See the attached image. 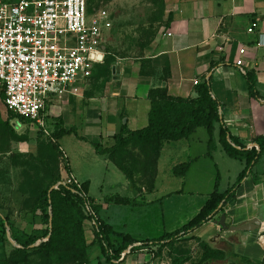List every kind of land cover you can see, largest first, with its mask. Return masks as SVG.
<instances>
[{
	"label": "crops",
	"instance_id": "obj_1",
	"mask_svg": "<svg viewBox=\"0 0 264 264\" xmlns=\"http://www.w3.org/2000/svg\"><path fill=\"white\" fill-rule=\"evenodd\" d=\"M165 5V28L148 46L145 57L118 59L112 66L111 79L104 81L99 87L89 85L91 78L80 85L78 95L54 97L53 100L58 99V102L52 106L53 117H60L62 126L66 130L80 124L82 135L78 133V138L81 141L91 145L101 143L105 148H109L113 138L120 133L123 126H127L131 131L142 130L148 126L151 109L148 96L151 90L167 89L168 95L173 98L189 99L197 96L198 85L210 82L212 97L219 102L224 123L231 135L246 144L247 149L257 146L255 140L264 137V38L263 45H260L258 37L260 34L264 36V0H165ZM253 23H257L258 27L255 34H250L248 29ZM241 50H245L244 55H241ZM240 58L244 61L242 67L236 65ZM113 67H116L115 73ZM249 73H253L258 80L257 91L260 98L254 99L249 94ZM195 80L199 82L198 85L194 84ZM13 121L16 124L17 121ZM195 133L189 139L164 145L158 159L153 189L149 194H156L159 189L170 187V184L186 185L190 180L192 182L198 180L195 174L193 176L191 174L196 173L197 168L202 165L203 160H200L202 156L206 158V164L211 168L214 167L217 172L215 182L212 181L213 191L206 194L190 192L189 195L196 196L195 201H193L195 198L192 199L194 196L189 199L184 198L192 202L186 205L192 215L175 230L164 226V230L158 231L156 235L128 234L135 244L130 246L115 264H158L159 262L173 264L169 256V246L160 251L161 245L170 242L166 236L180 230L200 213L209 197L215 192L218 178H220L218 192L221 194L235 184L228 183L226 191H220L223 177L217 158L221 157L224 160L222 155L226 154L219 144V127H216V146L211 156L209 155L210 137L206 142L208 149L202 148V153L195 152L197 149V142L193 138ZM190 139L194 144L189 143ZM93 149L95 155L102 156L97 154L94 147ZM188 149L190 153L185 155L184 152ZM61 152L68 159L70 176L81 185L89 183L90 190L93 179L89 168L86 171H78L71 163L74 157L66 154L62 149ZM102 157L106 162L101 167H106L107 172L110 164L116 167L107 156ZM96 162L101 165L99 160H95ZM168 163L174 179L166 178L168 184L162 187L160 182L164 170L162 165ZM239 163L242 172L245 165ZM182 165H188L189 170L184 175L176 174L175 172ZM211 176L213 180V170ZM176 179L179 181L175 182ZM125 185L128 186V183ZM183 190L174 193H182L179 197L183 198ZM144 193L146 194L142 198L147 200L146 195L149 194L145 191L139 192L138 195H134L131 191V196L125 198L137 199ZM174 193H170L167 197L171 199ZM102 209L106 211L109 208ZM226 214L230 225L240 226L254 219H260L262 224L260 229L253 233L224 231L216 224L218 219L216 216L193 233L181 238L175 245L189 240L190 245L209 244L212 248L228 254H235L255 262L264 261V182L255 186L251 177L246 179L237 191L236 201L229 205ZM103 221L108 224L107 221ZM207 227L209 242L199 236ZM159 240H163L161 245H152L151 242ZM146 242L150 244L145 246ZM131 247L132 250L129 251ZM147 249L149 251H146ZM151 251L157 252V259H153ZM89 264L113 263L105 261L101 255L98 261Z\"/></svg>",
	"mask_w": 264,
	"mask_h": 264
},
{
	"label": "rangeland",
	"instance_id": "obj_2",
	"mask_svg": "<svg viewBox=\"0 0 264 264\" xmlns=\"http://www.w3.org/2000/svg\"><path fill=\"white\" fill-rule=\"evenodd\" d=\"M87 2L89 6L93 7L92 10H106L111 17L112 28L105 34L103 40L107 51L106 61L111 58L117 62L118 59L145 57L148 46L165 28V0H87ZM88 19H91L90 15ZM108 79L110 80L111 77L108 78V74L103 70L98 72L97 66L89 85L99 87ZM55 102H58V99L49 101L45 116V127L50 134L47 136L45 133L41 134L40 127L31 124L16 125L14 121H9L0 88V212L4 218L9 219L12 229L22 238L27 235L41 237L46 229L41 212H35V203L39 192L48 187L57 189L60 184H67L70 178L68 159L60 151L52 149L55 143H51V139L56 138V130L61 126L60 117H53L52 106ZM76 125L71 129H75L82 135V127L80 124ZM193 138L197 142L196 153H202V148L208 149L206 142L209 135L205 129H199ZM189 143L194 144L192 139L189 140ZM59 145L66 154L74 157L71 163L78 171H86L89 168L93 182L88 196L100 207L99 217L101 216L100 218L107 221L108 225L112 227L114 234L110 235V240L114 246L122 244L123 237L131 233L134 235L139 233L156 235L158 231L164 230V226L172 230L178 228L187 220L186 218L192 215L189 212L190 208L186 206L188 203H192L188 199L194 196L189 193L193 191L199 194L212 192L214 186L212 181L215 182L217 175L216 169L209 167L206 164V158L202 156L200 159L203 160L202 165L197 168L196 173L191 174V176L195 174L198 180L194 182L190 180L186 185L170 184V187L159 189L156 194H149L152 191L150 188L153 176L150 169L146 171L144 168L146 154L139 145L134 144L127 147L118 158L126 168L132 171L133 184L114 165L108 163L110 164L108 172L106 167H101L106 162L105 158L95 155L93 145L81 141L75 134L65 135L59 140ZM189 153V149L184 152L185 155ZM222 156L224 160L221 157L217 158V163L220 165L223 177L220 191L225 192L226 185L235 183L242 168L238 161L232 160L224 154ZM95 160H99L101 165L98 162L95 163ZM262 164L264 165V160ZM169 166L170 163L162 165V170L164 169L160 179L162 187L168 184L166 178L174 179ZM58 181L60 182L57 183ZM178 181L179 179H176L175 182ZM124 182L128 183L129 187ZM218 182L220 183V178ZM182 189H184L183 198L179 197L182 193H174V191ZM131 191L134 195L143 191L149 195H146L147 200L142 198L146 193L137 197L141 203L137 206L106 202V197L112 195L130 197ZM170 193H174L171 199L167 197ZM192 199L195 201L196 196ZM104 207L109 209L105 211L102 209ZM219 216L220 214L217 218ZM82 228L88 240L83 250L75 248L76 244H69V241L64 239L67 250L62 251L60 256L47 259L32 250L28 256L11 259L14 250L19 247L9 240L10 236V239L14 241L9 227H6L4 235L6 241L1 240L3 229L0 226V264H5V262L8 264H89L98 261L101 257V248L94 235L93 223L86 221ZM208 230V227L205 228L199 236L209 242L206 234ZM66 233L70 235L69 231ZM41 242L39 240L33 248ZM168 248L173 264L186 262L194 264L199 262L203 255V248L195 244L190 245L189 240H184L180 245ZM25 258L28 259L25 260Z\"/></svg>",
	"mask_w": 264,
	"mask_h": 264
},
{
	"label": "trees",
	"instance_id": "obj_3",
	"mask_svg": "<svg viewBox=\"0 0 264 264\" xmlns=\"http://www.w3.org/2000/svg\"><path fill=\"white\" fill-rule=\"evenodd\" d=\"M92 8L90 5V11H92ZM115 63V59L111 58L106 61L105 57L104 63L98 66V71L103 70L110 78L112 77V66ZM248 82L250 96L254 99L260 98L257 91L258 80L253 73L248 74ZM196 95L195 98L189 99L173 98L168 95L167 89L151 90L148 96L151 109L149 123L146 128L131 131L127 126H123L120 133L113 138L109 148H105L101 143L93 144L97 154L107 156L131 184L134 183L133 173L118 158L121 157L120 153L131 145L135 144L142 147L146 154L144 168L146 171L150 169L153 176L151 190L157 175L158 159L164 145L169 142L189 139L200 128H204L210 137V156L216 146L215 131L218 126L219 144L225 154L232 160L244 163V170L239 174L235 184L223 194L218 192V178L215 192L209 197L200 213L180 230L166 236V239L170 241L168 244L161 245L160 243L163 240L151 242L155 246L161 245L160 251L168 246L173 247L184 236L193 233L219 214L225 213L229 205L236 201L237 191L246 179L251 177L255 186L264 182V165L262 164L264 160V137H259L255 140V144L259 149L255 147L247 149V145L234 138L226 127L221 114V106L212 97L211 83L204 82L198 85L196 87ZM2 96L5 103L4 89H2ZM7 112L10 122L16 120L20 124H31L29 121L19 118L13 112ZM60 124L61 126L56 130V138H53L54 140L51 139V143H55L52 146L53 150L62 153L58 140L70 134L79 136L75 129L66 130L62 126L61 121ZM40 132L43 134L42 131ZM83 140L86 141L84 138ZM188 170V165H182L175 173L184 175ZM51 188L48 187L41 190L35 203V212H41L46 225L41 237L27 235L22 238L12 229L9 219L4 218L0 212V226L3 229L1 240L6 241L4 235L6 234V225H8L10 231H12V238L19 246V248L14 250L11 259L28 256V253L32 250L47 259L57 255L60 256L62 251L67 250L66 240L64 239H67L69 244H76L75 248L83 250L88 241L82 228L86 221L93 223L94 235L99 241L101 255L107 262L118 263L122 254L135 244L134 240L125 235L122 244L113 245L110 235L114 234V231L111 226L99 217L100 207L94 203L93 199L89 198V183L82 184L80 188L74 184L60 185L49 193ZM106 202L116 205H141L137 199L125 198L119 195L106 197ZM88 207L91 211H88ZM51 215L53 217L52 229L50 227ZM66 231H69L70 235ZM39 240L42 242L33 248ZM149 244L150 242H146L144 245L147 246ZM201 247L203 248L202 258L194 264H264V261L255 262L235 254H228L225 251L212 248L209 244H202ZM27 259L25 258V260ZM5 264L8 263L5 262Z\"/></svg>",
	"mask_w": 264,
	"mask_h": 264
},
{
	"label": "built area",
	"instance_id": "obj_4",
	"mask_svg": "<svg viewBox=\"0 0 264 264\" xmlns=\"http://www.w3.org/2000/svg\"><path fill=\"white\" fill-rule=\"evenodd\" d=\"M257 27L251 24L248 33L255 34ZM111 28L110 14L90 11L87 0H0V88L7 111L49 136L45 127L49 101L78 95L80 85L93 78L95 68L104 63L103 40ZM258 37L263 45L264 36ZM236 65L242 67L243 59ZM67 182L81 187L71 176ZM151 252L157 259V252Z\"/></svg>",
	"mask_w": 264,
	"mask_h": 264
},
{
	"label": "water",
	"instance_id": "obj_5",
	"mask_svg": "<svg viewBox=\"0 0 264 264\" xmlns=\"http://www.w3.org/2000/svg\"><path fill=\"white\" fill-rule=\"evenodd\" d=\"M115 71H116V67H113V73H115ZM253 147L254 146H251V148H253ZM60 185H62V184H60ZM55 189H56V187L51 188L49 193H51ZM227 220H228V217H227L226 212L222 213V214H220L219 218L216 220V224L224 231L242 232V233H253V232L259 230L260 227H261V224H262L260 219H254V220L248 222L247 224L240 225V226H234V225L228 224ZM52 222H53V217L51 215V217H50V227H51V229H52ZM6 227H8V225H6ZM9 240L15 246L19 247L16 244V242H14L12 239H10V236H9Z\"/></svg>",
	"mask_w": 264,
	"mask_h": 264
}]
</instances>
